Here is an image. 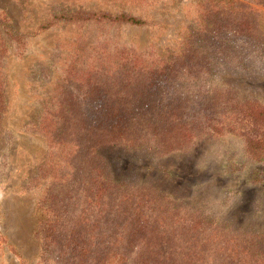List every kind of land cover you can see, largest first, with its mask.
I'll return each instance as SVG.
<instances>
[{"label":"rangeland","instance_id":"1","mask_svg":"<svg viewBox=\"0 0 264 264\" xmlns=\"http://www.w3.org/2000/svg\"><path fill=\"white\" fill-rule=\"evenodd\" d=\"M0 92V264H264V0H0Z\"/></svg>","mask_w":264,"mask_h":264},{"label":"trees","instance_id":"2","mask_svg":"<svg viewBox=\"0 0 264 264\" xmlns=\"http://www.w3.org/2000/svg\"><path fill=\"white\" fill-rule=\"evenodd\" d=\"M112 20L113 21L122 20L137 25L139 24L141 25L145 22L142 19L135 18L132 16H127L124 13L113 16ZM108 116L110 119H112L116 117V114L108 113ZM67 118H68V111L63 108L62 110H58L54 112H46L44 114L43 120L41 122V128L48 137V139L54 142L55 144L60 143L67 133L65 129L66 124L69 122L67 121ZM118 121L119 120H115L114 124H117Z\"/></svg>","mask_w":264,"mask_h":264}]
</instances>
